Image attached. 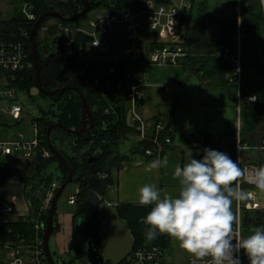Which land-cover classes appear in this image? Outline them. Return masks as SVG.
<instances>
[{
    "label": "trees",
    "instance_id": "obj_1",
    "mask_svg": "<svg viewBox=\"0 0 264 264\" xmlns=\"http://www.w3.org/2000/svg\"><path fill=\"white\" fill-rule=\"evenodd\" d=\"M24 1V0H22ZM32 5V12L38 16L46 11H57L63 17L68 18L78 14L84 4V0H27ZM91 7L89 12L94 10H110L122 12L131 10L136 7L137 0H89ZM241 6L245 10V17L242 19V29L245 34L241 42L249 40L261 45L264 49V16H262L260 4L258 0H240ZM23 4V3H22ZM235 5V4H234ZM85 16V15H84ZM83 16V17H84ZM78 18L75 21H63L54 18L56 22L64 26L75 27L83 26ZM52 17L45 18L35 32L33 39L35 42V50L40 67L39 82L43 89L54 90L64 86H74L84 93L87 104L92 117V126L89 130L80 135H75L72 132H66L59 128H53L50 131L49 137L53 147L64 157L67 164L73 171V182L78 183L79 191L76 194V202L83 201L88 193L89 187L83 181L91 176H97L99 173L107 174L105 179L101 180L102 194L106 187L111 183V173L113 169H119L122 161L128 160L132 156L140 158H151L144 155V150L150 148L151 145L145 142H139L131 139L133 129L126 122L127 116V101L124 97L126 84L119 93L113 96L101 93L98 88H94L91 82H88V75L92 72L96 65H114L116 72L108 78L115 82L124 81V76L129 62L125 60H94L90 69L81 74L84 62L81 60V55L84 51V46L88 44L89 38L83 34H76L74 41L70 47V54H61L58 51L56 44L52 43V39L57 36L55 26H47L46 21ZM186 21V12L183 14L180 21V28L184 25L183 33L189 36L193 35V21ZM235 19V18H234ZM35 21H28L22 14L21 9L11 16L9 19L0 21V39L6 43L15 41H23L29 58V32ZM86 22V20H85ZM235 22V20H234ZM47 27L42 30V27ZM44 31V36H40V32ZM182 45V42L179 40ZM162 43L150 42L145 52L154 46ZM183 46V45H182ZM184 47V46H183ZM217 47V46H216ZM214 47V49L216 48ZM214 49L207 47L204 54L200 52L197 56H190L186 50V57L192 58L191 64H197L196 68H192L195 72H201L204 75L208 72V67L215 70L214 75L216 86L219 88H233L225 80V74L229 71L228 63L214 55ZM189 58V59H190ZM32 62V61H31ZM259 77L254 81L242 80L243 95H255L256 101L251 104H243L240 108V137L241 142L249 147H254L260 144L264 138V132L260 133L261 128H264V65L258 66ZM207 71V72H205ZM34 65L27 70L16 72H2V81L0 83L1 90L13 89L15 94L21 93L28 98V101L36 104V98L31 93L32 89H36L33 85ZM208 77V75H207ZM218 77V78H217ZM37 90V89H36ZM38 95L48 100L49 106L41 108L38 105L37 115L32 118L31 124L36 123L41 133L42 148L48 149L46 144V130L49 123L58 122L66 128L77 131L82 126L81 112L82 103L79 94L73 90L65 91L62 94L48 96L40 91ZM115 92V91H114ZM235 97V89L232 92ZM6 99L5 97H1ZM9 102H18V98L14 97ZM19 103V102H18ZM20 104V103H19ZM111 105L113 112L105 113L107 107ZM23 111V110H22ZM22 114V113H21ZM7 114L0 112V128H3L6 133L9 128L18 124L20 118L13 120L7 118ZM236 126L235 124H226L223 133L224 144L231 151V147L235 144ZM190 140V138H187ZM199 139V138H198ZM198 139H192L190 145ZM205 139V138H204ZM126 141H131V145L126 151H122L121 147ZM174 147L165 148L161 151L159 157L165 152ZM253 156H259L258 153H253ZM91 157H96V161H89ZM154 157V156H152ZM233 160V159H232ZM35 172L31 175H22L21 181L24 184V195L27 203V213L10 221H0V242L16 243L20 238H31L34 235L33 223L38 220L45 224L51 199L48 203L45 202L46 192L49 191L51 184L57 182L60 184L66 179L64 168L58 164L55 155L51 152L49 158H42L40 154L35 159ZM56 164L61 175L54 179L50 172V166ZM257 164L264 165V161L258 160ZM45 202V203H44ZM118 216L126 223L129 229L133 242L128 255L137 248H147L151 245H158L163 250L169 244L170 237L163 234H158L154 240H148L146 237L147 225L141 222V218L145 217L150 211L151 206H140L139 204H117L115 206ZM56 217V213H55ZM81 215L77 212L73 215V226L71 229L69 251L72 254L70 260H59L62 264H87L85 261V239L83 237V224L79 225ZM241 224L243 228H257L264 226V210L243 211L241 215ZM59 230V225L55 219V231ZM127 255V256H128ZM124 258L120 264L125 260ZM105 264H109L105 262Z\"/></svg>",
    "mask_w": 264,
    "mask_h": 264
},
{
    "label": "built area",
    "instance_id": "obj_2",
    "mask_svg": "<svg viewBox=\"0 0 264 264\" xmlns=\"http://www.w3.org/2000/svg\"><path fill=\"white\" fill-rule=\"evenodd\" d=\"M258 1L262 16H264V2L262 0ZM191 7V0H137L136 7L131 10L122 12L94 10L90 12L83 26L68 27L59 22L51 25L56 27L57 35L60 36L64 49L65 46L71 47L76 34H83L89 38L88 46L90 49L102 56L98 60H125L130 63L126 70L124 81L118 80L115 82L108 78L116 72L114 65H96L88 76L91 77L90 82L94 88H98L101 93L109 96L119 93L124 84H126L124 97L127 101V112L129 111L130 113V127L133 129V134L130 138L151 145L150 148L144 150V155L147 157H159L163 149L174 147V145L162 122L147 117L141 110L145 82L134 68L145 63L164 66L180 64L181 59L187 55L185 48L179 43L180 21L183 14L189 11ZM234 10L236 13L235 41L231 44L217 46L214 49V55L224 59L229 65L230 69L225 74V80L235 89V104L240 115L241 105L251 104L256 100L250 102L248 98L253 95H243L240 45L242 38L244 36L249 37L250 34H245L242 29V6L240 0H237ZM21 12L28 21H36L37 17L32 12V5L27 0L23 1ZM46 28V26L42 27V30H46ZM144 28L161 33L164 36V42L145 52L138 44L139 32ZM116 33L124 37L123 57H119L116 53L109 55L113 49L112 41ZM27 57L28 54L23 41L18 40L6 43L0 39V83H3L1 80L2 72L30 69L32 62L27 60ZM141 57H144L142 62L139 61ZM94 60L96 59L84 62L81 74L91 68ZM163 91L168 93L169 87L163 85ZM1 97L6 98L4 99L6 104L0 108V112L7 114L13 120L19 119L22 113L21 104L8 101L15 97L14 90H1L0 88V100ZM113 111L112 106L109 105L105 113ZM235 126V144L231 147L233 160L237 162L242 170H252L264 166L256 163L259 158L264 161V138L257 146L249 147L241 142L240 117ZM40 144V129L36 123H33L29 133L17 131L14 133L8 132L5 138L0 136V158L30 160L36 159L38 154L42 158H49L51 151L45 148L40 150ZM192 146L201 151L204 148H212V144L204 138L196 140ZM253 153H258L259 156L255 157ZM97 177L102 180L107 177V174L99 173ZM239 183L242 190L256 193L255 198L251 200L239 203L235 201L236 215H238L240 220L239 231L242 234L241 215L243 211L264 210V194L260 193L254 184L246 180H241ZM58 186L57 182L51 184L46 203L50 201ZM77 193L68 197V204L74 205L76 203ZM13 210V206L10 203H5L0 209L2 220H12ZM44 226L45 224L36 220L33 223L35 232L31 238H20L16 243L9 241L0 242V245L6 250V260L2 261L3 264H49L42 239ZM164 257V250L160 246L151 245L147 248L133 250L121 264H163ZM190 264H193V261ZM196 264H206V261H197Z\"/></svg>",
    "mask_w": 264,
    "mask_h": 264
},
{
    "label": "crops",
    "instance_id": "obj_3",
    "mask_svg": "<svg viewBox=\"0 0 264 264\" xmlns=\"http://www.w3.org/2000/svg\"><path fill=\"white\" fill-rule=\"evenodd\" d=\"M208 1L191 0L192 7L186 12V21L188 18L193 21L192 36H186V34L183 33L184 25L180 28L179 40L182 42L184 48L189 51V55L193 57H195L194 55L197 56L200 52L204 54L207 47L214 49V47L222 44H231L236 38V23L234 22L236 13L234 4H236L237 0ZM22 3V0H0V21L9 19L16 14L19 9H21ZM221 6L224 7L222 8ZM215 12L217 13L214 14ZM244 17L245 10L242 7L241 18L243 19ZM145 29L147 30V28H144L139 32L138 42L141 33ZM150 32L155 34V38L150 40V42H164V36H162L161 33L156 31ZM240 46L242 54V80H244V82L248 80L254 81L255 79H253L252 73L254 74L256 72L258 75L257 67L264 65V49H262L261 45L258 43L249 40L241 42ZM146 48L147 47L143 50ZM193 57H189L190 59L187 57L181 59L179 65L182 67L184 74L188 72L189 77H196L195 93L186 95L185 98H181L180 95L175 97L176 93H173L170 87L169 92L164 93L163 85H161V100H165V96L171 93L170 97L172 102L167 103L173 105L172 112L171 110L169 111L170 119L165 117L159 105L148 106L147 103L149 102L148 100H150L149 95L151 94L152 86H149L144 80V98L141 102V110L143 111L146 103L147 107L145 106V110L147 112L145 113L143 111L144 114L147 117L162 122L167 134L173 141L174 148L165 152L161 157L146 159L140 158L139 156H132L128 160L122 161L119 169H113L111 173V183L106 187L104 194L100 196L101 203H105L106 207H114L115 209L113 210L116 215L115 225L118 227L115 232L113 246L116 249L115 251L119 253L117 258L122 256H124L123 258L127 257L131 250L133 238L126 223L118 216L115 206L117 204H138V190L145 184L156 185L161 191V195L169 193L172 196H177L180 190V184L179 178H174L173 175L175 167L177 165L183 167V165L188 162L191 153L193 158L196 159L202 158L204 154L203 151L190 145L192 139L205 138L212 144V148L210 149L227 153L231 159H233L232 151L229 152L224 144L223 133L226 124H236L240 117L236 108L235 97L233 98L232 93L228 90L229 88L221 89L216 86L217 79H215V76H209V74H214L215 72V70H212V67H208V72L205 71L207 72L205 73L206 75L201 72H195L194 68L198 65L191 64L194 60ZM139 74L141 75V73ZM141 76L143 77V75ZM258 77L259 75L257 78ZM180 84L185 88V83L180 82ZM210 93L224 94H214L216 95L214 101L215 96H212L213 94ZM178 108L179 112L176 114ZM6 117L10 118L9 116ZM187 138H190V140ZM156 158H160L161 160L166 158L168 160V165L156 170L146 171L149 162ZM35 165V159L0 158V209L5 203H10L14 209L13 219L24 216L27 213L28 208L21 176L33 174L35 172ZM79 203L76 202L74 205L78 206ZM232 211L236 214L235 201H233L232 204ZM103 218L104 215L101 216V219ZM0 221H2L1 213ZM56 221L59 225L58 219ZM122 227H125L126 230H122ZM254 230L253 228H243L242 226L241 236L247 237L252 234ZM164 253L165 257L163 264H190L191 261H194V257L180 249L178 242L171 238L169 244L164 249ZM110 254L109 255L112 257L116 256L111 252ZM2 261L3 260H0V263Z\"/></svg>",
    "mask_w": 264,
    "mask_h": 264
},
{
    "label": "clouds",
    "instance_id": "obj_4",
    "mask_svg": "<svg viewBox=\"0 0 264 264\" xmlns=\"http://www.w3.org/2000/svg\"><path fill=\"white\" fill-rule=\"evenodd\" d=\"M248 99L254 102L256 97ZM203 153L200 159L191 153L183 167H175L173 175L180 184L177 196L161 195L154 184L139 188L138 204L151 206L141 218L148 226L147 239L154 240L158 234L169 236L194 257L193 264H242L241 252L249 264H264V226L242 237L239 217L232 211L233 201L244 202L256 196L255 192L242 190L239 181L246 180L264 193V166L242 170L227 153L210 148H204ZM167 165L166 158H156L146 171Z\"/></svg>",
    "mask_w": 264,
    "mask_h": 264
},
{
    "label": "rangeland",
    "instance_id": "obj_5",
    "mask_svg": "<svg viewBox=\"0 0 264 264\" xmlns=\"http://www.w3.org/2000/svg\"><path fill=\"white\" fill-rule=\"evenodd\" d=\"M206 2L208 0H205ZM210 2V1H208ZM222 8L224 6H221ZM215 12L214 14H216ZM90 15V12L86 13L85 16L80 20V22L85 25L86 18ZM55 22V19L49 18L46 21L47 26H51ZM40 36H44V31L40 32ZM155 38V34L153 32L148 31V29L144 30L140 35V40L138 42L139 46L144 49L148 46V43L150 40ZM168 39V38H167ZM124 46V37L123 35L115 34L114 40L112 41V51L109 55L113 53H117L119 57H123L122 55V48ZM65 54H70V47L65 46ZM102 56L97 54L96 52L92 51L90 47L87 45L84 46V52L81 55V60H92V59H101ZM135 71L138 73H141L143 75V78L146 83L149 84V86H152V91L150 96V100L147 103L148 106H155L159 105L162 112L164 113L165 117L167 119H170V110L172 112V104L169 105L167 103H171L172 99L170 97V94L165 96V100H161L160 93H161V85H168L170 87V90H172L173 93H176L175 97H178L179 95L181 98H185L186 95H191L192 93L196 92V77L194 76H188L189 73L186 72V74L183 73L182 67L180 65H173V66H164V65H157V64H150L145 63L142 65H138L135 68ZM251 75V74H250ZM253 79L257 78L256 72L252 73ZM246 77V76H245ZM244 77V78H245ZM251 77V78H252ZM253 81V80H252ZM185 83V88L180 84ZM231 93L234 91L233 88L228 89ZM31 93L36 98V104H33L28 101V98L21 94L16 93L15 97L18 98V102L22 106V114L21 119L18 124L12 126L9 128V132H17V131H24L29 132L31 130V120L33 117L37 115V108L38 105L41 108H47L49 106V102L47 99L40 97L38 95V92L36 89H32ZM213 94L214 101L216 98V95L214 94H224V93H210ZM6 104V101L4 99L0 100V108L3 107ZM147 104L145 103L143 111L146 113L145 110L147 107ZM169 105V106H168ZM146 106V107H145ZM179 112V108L176 110V114ZM175 114V116H176ZM264 132V128H261L260 133ZM0 136L2 138H5L7 136V133L3 128H0ZM131 141H126L122 147V151H126L129 146L131 145ZM50 172L53 175V178L56 179L60 177L61 173L59 169L56 167V164H52L50 166ZM97 177V176H96ZM79 191V185L76 182H71L66 185V187L63 189L58 201H57V209H56V217L55 219L59 221V230L55 231L49 240V249L51 254L53 255L55 260H70L72 254L69 251V241H70V235H71V229L73 226V215L76 213L77 205H69L68 204V197L72 194H75ZM48 198V192H46L45 195V202ZM44 202V203H45ZM114 207H106L105 203H101L99 206V214H100V252L105 260V262H108L109 264H120V262L124 259L122 257H118V252H116L113 243H114V236L115 232L117 230L116 224V215H115ZM104 215V218L101 219V216ZM122 230H126L125 227H122ZM127 232V231H126ZM120 251V250H119ZM111 253H113L114 257L110 256ZM121 252V251H120ZM110 254V255H109ZM240 258L242 261V264H249L247 257L241 252ZM110 259V260H109ZM0 260L5 261L6 260V250L0 245Z\"/></svg>",
    "mask_w": 264,
    "mask_h": 264
},
{
    "label": "water",
    "instance_id": "obj_6",
    "mask_svg": "<svg viewBox=\"0 0 264 264\" xmlns=\"http://www.w3.org/2000/svg\"><path fill=\"white\" fill-rule=\"evenodd\" d=\"M90 7H91L90 1L84 0V4H83L81 11L75 16L68 17V18L63 17L57 11H46L40 16H38L28 36V42H29V47H30L29 58L34 65V74H33L34 87L41 93L48 95V96H54L57 94H62L68 90H73L79 94V97L82 103V112H81L82 126L79 130L77 131L70 130L66 128L63 124L58 123V122L49 123L47 126V130H46L47 147L55 155L58 164L64 168L66 175H67L66 179L59 184V186L57 187V189L55 190L51 198V202L48 207L46 223L42 230L44 250H45V254H46L47 261L49 264H62L61 261L55 260L53 255L51 254L50 249H49V240H50L51 235L55 232V213L57 209V201L63 189L66 187V185L73 182L74 180L73 171L71 167L67 164L64 157L51 144L49 134L53 128H59L63 131L72 132L75 135H80L83 132L89 130L93 123H92V117L90 114V109L87 104L84 93L78 90L76 87L64 86V87L57 88L54 90H45L41 87L40 82H39L40 67H39V63L37 59V53L35 50V42H34L33 36L35 32L38 30L39 25L45 18L53 17V18H57L63 21H75L78 18L83 17L90 10ZM52 43L57 45L58 51L61 54H65L63 42L59 35H57L56 38L52 39ZM143 60H144V57H141L139 61L142 62ZM90 81H91V77L88 76V82ZM126 122L128 126H130L129 111L127 112ZM96 159H97L96 157H91L89 161H96ZM83 182L88 185L89 190H88L86 198L78 204L76 212L81 215V220L78 222L79 225L83 224L82 233L85 239V261L87 264H105V260L100 252V236H99V232H100L99 206L101 203L100 196L102 194L101 180L96 176H91L89 178L84 179ZM0 264H3V262H1Z\"/></svg>",
    "mask_w": 264,
    "mask_h": 264
}]
</instances>
